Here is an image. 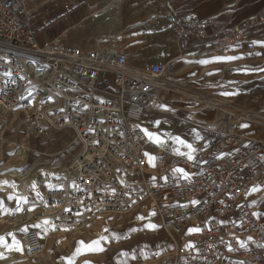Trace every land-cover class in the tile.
Wrapping results in <instances>:
<instances>
[{"label": "built area", "instance_id": "1", "mask_svg": "<svg viewBox=\"0 0 264 264\" xmlns=\"http://www.w3.org/2000/svg\"><path fill=\"white\" fill-rule=\"evenodd\" d=\"M29 1L0 0V114L18 122L27 137L74 134L77 154L50 164L40 176L51 221L68 236L105 216L139 212L140 228L120 242L154 240L137 248L131 264H264V231L246 199L253 181H264V125L261 139L238 135L235 120L247 117L219 106L218 128L206 129L211 144L191 161L153 144L138 126L160 98L189 99L188 89L173 79L182 55L193 47L201 55H226L236 44L255 53L249 35L264 19L209 33L202 22L163 2L179 55L151 63L135 61L114 40L96 48L74 44L67 31L40 43L28 22ZM146 217L154 230L146 228ZM39 236L23 232L24 260L38 253Z\"/></svg>", "mask_w": 264, "mask_h": 264}, {"label": "rangeland", "instance_id": "2", "mask_svg": "<svg viewBox=\"0 0 264 264\" xmlns=\"http://www.w3.org/2000/svg\"><path fill=\"white\" fill-rule=\"evenodd\" d=\"M166 1H171L176 5L178 0H119L116 3L120 4L122 14H126L127 22L132 27L124 30L121 34L111 36L104 44L95 47H105L111 39L118 40L131 51L135 61L148 62L150 57L161 51V48L166 49L169 44V40L165 39V36L159 38L155 33V26L164 22L162 15H160L162 14L160 6ZM196 2L199 11H209L213 14L221 12L224 15L218 23L214 17L209 21L200 20L207 27V30L211 29L208 30L209 33L252 21L257 17L264 19V0H196ZM139 26L142 30L138 28ZM165 27L167 29L166 25ZM68 35H70L72 42L80 40V42L85 43L86 41V36L75 35L72 31H69ZM249 36L256 42L257 51L255 53L250 52L244 44H236L229 48L226 55L216 57L201 55L199 47L191 48L178 60L173 79L176 83L188 89L186 94L200 95L209 100L216 99L225 105L237 108L239 112L251 111L264 118V71H246L257 68L264 69V25L254 27ZM178 55L179 53L174 49L166 60L176 58ZM231 56L241 58L233 61L223 59L217 61L215 59ZM201 61L211 62L200 63ZM224 93H229V95H224ZM159 100L155 104V109L165 110V114H155L168 119L172 116L177 117L176 123L181 122L183 127L185 125L189 126L186 130L185 128L180 129L183 134L187 131L196 130L201 137H204V140L207 137L210 138L205 128L209 129L212 125L210 122L215 115L213 109L205 107L196 100L185 99L178 95H171ZM190 108H193L194 111L191 113L183 111ZM245 125L254 127L250 123ZM238 132L235 131V133ZM244 134L246 133L244 132ZM181 149L183 151V147ZM78 150L79 145L75 142L74 134L70 130L52 131L45 137L35 139L27 137L21 125L13 121L11 117L0 114V221H2V224L0 223V234L15 228L14 233L16 235V238L12 237V239H8L7 235L0 237V248L12 242L17 244L19 250H21L20 256L14 255L11 259L1 261L0 264H131L133 253L137 248L140 246L145 247L150 241L154 240V238L137 237L128 242H120L123 237L140 228L137 225L142 220L138 216L140 215L139 212L135 213L134 217L105 216L102 220L100 219L103 226H105L104 221L112 217H122L123 221L127 219L130 223L120 228L116 227L117 223L112 224L107 228L106 235L100 234L99 238H95L91 230L96 222L87 226L84 230L82 229L83 231H70L71 233L69 232L68 236H64L67 235L66 231H64V234L60 227L54 224L57 234L49 235L48 241H46V232L39 233L44 229L34 224L40 217V210L34 212L29 221H27V217L20 216L17 211L19 204L25 207L34 202L42 203L41 198L35 192L29 193L26 200H24L26 191L33 189L20 180V175L26 168L36 162L41 163L50 160L63 163L74 157ZM19 152L22 153L23 160L17 157ZM185 156L187 155L185 154ZM42 178L40 183L43 180ZM44 189L45 187L42 185L40 192L43 196ZM246 199L249 203V210L253 211L256 222L264 231V181L261 177L253 181ZM148 225L151 224H145L148 231L155 229L149 228ZM23 227L26 228V231L34 230L40 234V244L49 251V255L39 252L34 259L24 260L21 244V237L25 231L24 229L21 231ZM108 238L110 242H107ZM62 239H67L70 245L68 247L62 245ZM96 240L101 241L104 250L92 251L85 249L81 253L83 257L77 261L75 252L76 248L80 246L79 242L83 241L85 244H90Z\"/></svg>", "mask_w": 264, "mask_h": 264}, {"label": "crops", "instance_id": "3", "mask_svg": "<svg viewBox=\"0 0 264 264\" xmlns=\"http://www.w3.org/2000/svg\"><path fill=\"white\" fill-rule=\"evenodd\" d=\"M118 1L119 0H30L27 8L28 22L36 33L40 43L50 40L64 31H72L75 35L86 36L85 43L78 40L73 41L74 44L96 48L95 46H101L111 36L119 33L121 34L124 30L132 27L127 22L126 14H122L123 11L121 10L120 4L116 3ZM176 2V5L175 3H172L181 14L193 17L199 21H209V19L214 17L215 21L218 23V21H221L224 17L221 12L213 14L209 11H199L196 0H178ZM126 6L129 7L128 5ZM161 17L163 19V16ZM164 23L165 21L163 23L161 22L160 25L155 26V33L159 38L160 36H165V39L169 40V44L166 49L161 48V51L150 57L148 62H167L169 60L166 59L172 54L174 49L177 50L175 39L169 30L166 29V23L165 25ZM138 28L141 29L140 26ZM208 30L211 29L209 28ZM208 30L207 32H209ZM118 42L120 43L121 41ZM155 113L165 114L155 109V112L151 117L146 121L139 122L138 126L140 129H147L149 132L161 135L166 141L163 146L168 149L173 157L188 160L187 156L176 154L178 147H175L172 137L178 136L186 143H191L196 151L203 152L208 149L212 142L211 138L207 137V139L204 140V137H201L196 130L191 132L187 131L183 134L180 129H175V120H178L177 117L172 116V118L168 119ZM156 121H160L158 127L155 126ZM183 128L186 130L189 126H182V129ZM206 129L207 128H205V130ZM244 132L246 134H244ZM164 133L170 135L165 136ZM237 134H241L245 137L248 136V139L251 138L257 140L262 138L263 131L262 128L255 126L252 128L247 125V127H241ZM197 137H200L201 139H198ZM152 143L158 145L153 141ZM180 146L183 147L182 145ZM183 151L186 154L188 149L183 147ZM179 169L183 168L179 167Z\"/></svg>", "mask_w": 264, "mask_h": 264}, {"label": "bare ground", "instance_id": "4", "mask_svg": "<svg viewBox=\"0 0 264 264\" xmlns=\"http://www.w3.org/2000/svg\"><path fill=\"white\" fill-rule=\"evenodd\" d=\"M118 42V41H117ZM188 95L189 99L190 100H196L200 103H202L205 107H208V108H211L215 111V115H214V119L210 122L212 125H210L209 129L211 130H215L218 128V120L221 116V109L219 106L221 107H226L225 104H223L222 102L216 100V99H207L206 97H202L200 95H192V94H186ZM162 101V100H161ZM160 102V100H159ZM165 110H162L161 112L162 113H165L164 112ZM184 112H188V113H191L193 112V108H190V109H184L183 110ZM239 112V111H238ZM241 113L242 115H244V117H247V119H240L239 117L236 118L235 120V131H239L241 129V127H243L246 123H250L251 125L255 126V127H259V128H262V131H263V126L264 125V118L260 117L258 114L254 113V112H251V111H241L239 112ZM218 115V116H217ZM144 133V132H143ZM145 134V133H144ZM259 136V135H258ZM147 137V136H146ZM250 137V136H249ZM148 138V137H147ZM248 138V136L246 137ZM251 139V138H250ZM149 141H151L149 138H148ZM254 140V139H253ZM173 143L175 145V147L177 146L178 147V150L181 152V153H184L181 149V146L177 143L174 142L173 140ZM25 147V146H24ZM25 149V148H24ZM21 151V150H20ZM17 157L20 159V160H23V156H22V153L19 152L17 154ZM15 160V159H14ZM17 160V159H16ZM15 160V161H16ZM55 163L54 161H45V162H36L35 164H33L32 166L26 168V170L20 175V180L23 181L27 186L29 187H32L33 189H30L29 191H26V194H25V197H24V200H26V198L28 197L29 193H32V192H35L37 193V195L41 198V201L42 203L40 202H34L33 204H30V205H27V206H21V204H19V208H18V213L20 214V216H24V217H27V221H29V219H31V216L34 212L39 211V214H40V217H38V221L37 222H34V224H37L39 227L41 226L44 230L42 232H39L41 234L43 233H47L46 234V241L49 240V235L51 236V234L55 233V225L54 223L51 221V219L47 216V212L45 210V205L43 203V195L41 194L40 192V176L41 175H44L46 173V170L49 169V165L50 164H53ZM43 181H41L42 183ZM42 186V185H41ZM109 216H131V215H109ZM104 218V217H103ZM141 218V217H140ZM143 219V218H142ZM23 220V219H22ZM102 220V218H101ZM101 220L99 222H96L91 230L93 231L94 233V237L95 238H99V235L100 234H105L107 233V228L112 225V224H116L117 223V228H120V227H123L124 225L126 224H129L130 221H127V219L125 221H123L122 217H112L111 219H106L104 221V224L105 226H103V223L101 222ZM135 220V218L133 219V221ZM14 221V220H12ZM115 221V223H114ZM146 223L145 224H151V225H155V223L153 222V219L151 217H146ZM2 221H0L1 223ZM2 224V223H1ZM24 226V225H22ZM60 227V230L65 231V229L61 226H58ZM15 229V228H14ZM14 229H10L6 232H3L0 234V237H3L4 235L8 236V239H12V237L16 238V235L14 233ZM24 229V227L21 229V231ZM26 229V228H25ZM24 229V230H25ZM77 231H80L82 229H76ZM84 230V229H83ZM82 230V231H83ZM66 233V232H65ZM64 233V234H65ZM90 234V233H89ZM88 235V234H87ZM64 236H67V235H64ZM67 238V237H66ZM63 240V243L62 245H67V247L70 245L68 240L67 239H62ZM85 240V239H84ZM88 240V238H87ZM89 241V240H88ZM107 242H110L109 238L107 239ZM55 243V242H54ZM78 245V244H77ZM76 245V246H77ZM46 246V245H45ZM49 246V245H48ZM39 252L41 254H48L49 255V251L44 247H40L38 253L36 255L39 254ZM21 254V250H19V246L17 244H14L12 242H9L6 246L0 248V256H2L3 258H0V262L6 259H11L14 255H18L20 256ZM44 256V255H42ZM36 257V256H35ZM77 261H79L83 256L80 254V255H77ZM2 264V263H1Z\"/></svg>", "mask_w": 264, "mask_h": 264}, {"label": "snow or ice", "instance_id": "5", "mask_svg": "<svg viewBox=\"0 0 264 264\" xmlns=\"http://www.w3.org/2000/svg\"><path fill=\"white\" fill-rule=\"evenodd\" d=\"M256 43V42H253ZM241 57H236V56H231V57H227V58H220L217 57L215 58L217 61L219 60H225V61H233L236 59H240ZM211 61H201L200 63H209ZM246 71H250V72H259V71H264V69H250V70H246ZM224 95H229V93H224ZM160 121H156L155 122V126H159ZM243 127H247V125H244ZM141 131H143L145 133V135L152 140L154 143H157L160 146H163L166 141L161 137V135L159 134H155L152 132H149L147 129H141ZM165 136L170 135L168 133H164ZM198 139H201L200 137H197ZM172 139L174 140L175 143L182 145L183 147L188 149V152L186 153L187 155V159L188 160H194V153L196 152V149L194 148V146L191 143H186L184 140H182L180 137H172ZM176 154L178 155H185V153H181L178 149L176 150ZM151 159V158H150ZM176 171L181 172L184 176H187L186 173H184L183 169H176ZM253 191H255V189H253ZM258 215V214H256ZM142 219V218H141ZM149 228H155V225H148ZM200 231L199 229H191L190 232H198ZM241 245L243 246V242H240ZM79 247L76 248V252L75 255H80L85 249L87 250H92V251H103V247L101 244L100 240H96L91 242L90 244H85L83 241L79 242ZM229 250L231 251L232 249L229 248ZM126 255V254H125ZM0 258H3L2 256H0Z\"/></svg>", "mask_w": 264, "mask_h": 264}]
</instances>
